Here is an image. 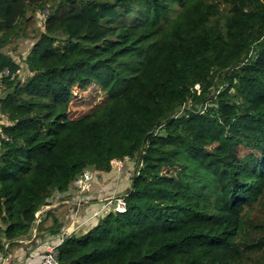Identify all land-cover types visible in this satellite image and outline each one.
I'll use <instances>...</instances> for the list:
<instances>
[{
    "label": "trees",
    "instance_id": "1",
    "mask_svg": "<svg viewBox=\"0 0 264 264\" xmlns=\"http://www.w3.org/2000/svg\"><path fill=\"white\" fill-rule=\"evenodd\" d=\"M0 128V261L122 160L60 264H264V0H0Z\"/></svg>",
    "mask_w": 264,
    "mask_h": 264
},
{
    "label": "crops",
    "instance_id": "2",
    "mask_svg": "<svg viewBox=\"0 0 264 264\" xmlns=\"http://www.w3.org/2000/svg\"><path fill=\"white\" fill-rule=\"evenodd\" d=\"M127 170H117L114 169L111 173H100L103 183H99L95 181L91 190L89 191V196H94L97 198L106 197L111 194L122 192L127 186H129L128 181V174L126 173ZM120 179V183H119ZM117 180V182H116ZM73 196L78 195V191H71ZM64 196V195H60ZM70 198L64 200L62 203L66 204L63 212L67 215L68 218L73 214V212H77L78 214V221L84 223L81 227H79V231H86L88 227V223L91 220L92 214L99 211L103 205L97 199V201H90V204L86 205L83 208H77L76 206L68 205L67 202H70ZM78 209V210H77ZM21 245L15 248H10L8 255L6 257L5 264H40L41 252H42V245L33 244L31 240H21Z\"/></svg>",
    "mask_w": 264,
    "mask_h": 264
},
{
    "label": "built area",
    "instance_id": "3",
    "mask_svg": "<svg viewBox=\"0 0 264 264\" xmlns=\"http://www.w3.org/2000/svg\"><path fill=\"white\" fill-rule=\"evenodd\" d=\"M5 74H8V71L5 72ZM0 135L2 138L9 140V138L3 133L2 128H0ZM125 161H130L129 158H127ZM124 161L119 160L115 162L113 168L120 170L123 166ZM95 181H98L99 183H105L104 180H102L100 174L98 171L94 170H86L83 172L76 180V186L78 187V198L75 201L67 202L68 205H74L77 204L78 208L85 207L90 201L83 199L81 196L90 191L93 183ZM124 196L120 193L111 194L109 196H106L103 199H100L99 201L101 204H103V207L95 212L93 214L94 216H97L101 211H105L107 209H115L119 212H123L126 208ZM56 205H53L52 207H46L42 208L37 212V219L36 223L38 224L40 222L41 215L45 210H48L50 208L55 207ZM78 210V209H77ZM78 211L73 212V214L70 216V222L68 226L59 234L53 237H49L42 246V252H41V258H40V264H60L58 260V248L59 246L64 242V239L71 235L73 232L77 231L79 227L84 225L85 222L81 223L78 221ZM37 232V229L34 230L33 235L35 236ZM7 248V247H6ZM6 257L3 259V261H0V264H5Z\"/></svg>",
    "mask_w": 264,
    "mask_h": 264
},
{
    "label": "rangeland",
    "instance_id": "4",
    "mask_svg": "<svg viewBox=\"0 0 264 264\" xmlns=\"http://www.w3.org/2000/svg\"><path fill=\"white\" fill-rule=\"evenodd\" d=\"M32 42H33L32 39H20L18 44L15 47V50L12 51L13 56H15L17 60H22L29 52ZM248 152H249L248 149H246L243 146H240L235 152L232 153V156L236 158H240L244 156L245 154H247Z\"/></svg>",
    "mask_w": 264,
    "mask_h": 264
}]
</instances>
